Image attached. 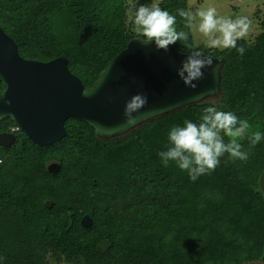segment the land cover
Here are the masks:
<instances>
[{
  "label": "trees",
  "instance_id": "trees-1",
  "mask_svg": "<svg viewBox=\"0 0 264 264\" xmlns=\"http://www.w3.org/2000/svg\"><path fill=\"white\" fill-rule=\"evenodd\" d=\"M133 0H0V27L20 56L48 62L65 56L91 88L106 64L139 38L128 6ZM177 16L188 0H161ZM187 30V29H185ZM189 45H194L190 33ZM235 49L197 46L223 58L221 96L151 121L132 133L100 140L76 120L66 137L40 148L23 134L0 147V264H264V140L244 149L247 161L227 155L195 182L175 163H161L171 126L198 122L214 104L264 133V34ZM173 48L187 54L188 47ZM6 84L0 77V93ZM15 129L0 122V133ZM59 165V172L47 168ZM52 204L51 209L45 203ZM84 216L92 223L81 225Z\"/></svg>",
  "mask_w": 264,
  "mask_h": 264
},
{
  "label": "water",
  "instance_id": "water-1",
  "mask_svg": "<svg viewBox=\"0 0 264 264\" xmlns=\"http://www.w3.org/2000/svg\"><path fill=\"white\" fill-rule=\"evenodd\" d=\"M138 40H129L125 49L106 64L95 84L86 89L70 72L65 56L48 62L24 59L0 27V77L6 84L0 93V122L11 120L16 132L37 147L46 148L66 137L65 124L70 119L89 126L100 140H112L221 96L223 58L211 56L213 69H205L204 78L190 89L176 74L186 54L178 53L173 46L165 54ZM86 90L89 94L82 95ZM137 93L147 97V104L135 114L138 123L134 127L124 126L125 102ZM14 143V133H0V147L8 149ZM59 169V165L51 164L47 171L56 174ZM259 183L264 194V172ZM45 208L51 209L52 204L46 202ZM91 223L88 216L81 220L84 228Z\"/></svg>",
  "mask_w": 264,
  "mask_h": 264
},
{
  "label": "clouds",
  "instance_id": "clouds-1",
  "mask_svg": "<svg viewBox=\"0 0 264 264\" xmlns=\"http://www.w3.org/2000/svg\"><path fill=\"white\" fill-rule=\"evenodd\" d=\"M132 30L142 45H154L156 51L169 52L177 44L188 47L184 59L180 61L176 74L182 83L195 89V82L204 78L205 69H213V59L205 56L198 47L189 45L190 33L198 34L205 47L211 49H235L243 56L245 48L238 47V41L245 39L252 28L248 16L220 15L215 6H200L195 11L188 8L177 9L182 27H177V16L162 9L159 3H131L127 9ZM187 29V30H185ZM86 90L82 95L87 96ZM147 104L142 93L132 95L124 106L125 125L134 127L138 113ZM251 125L245 119H239L231 111L219 110L214 104L203 108L198 122L185 119L182 124L170 127L167 134L166 149L158 153L161 163L170 162L188 174L195 182L200 176L211 174L227 155L232 161H247L249 151L244 149L242 141L247 138L249 147H255L264 140V133H251ZM2 163V161H0ZM4 257H0L3 261Z\"/></svg>",
  "mask_w": 264,
  "mask_h": 264
},
{
  "label": "rangeland",
  "instance_id": "rangeland-1",
  "mask_svg": "<svg viewBox=\"0 0 264 264\" xmlns=\"http://www.w3.org/2000/svg\"><path fill=\"white\" fill-rule=\"evenodd\" d=\"M138 2H156L160 4L161 0H138ZM208 5L215 6L220 15L232 17L239 15L248 16L252 21V28L249 35L243 40L253 42L257 36L264 34V0H188V7L191 6L193 11L200 6ZM192 36L196 47H205L202 38L198 34L192 33ZM243 142H245V139L242 144Z\"/></svg>",
  "mask_w": 264,
  "mask_h": 264
},
{
  "label": "built area",
  "instance_id": "built-area-1",
  "mask_svg": "<svg viewBox=\"0 0 264 264\" xmlns=\"http://www.w3.org/2000/svg\"><path fill=\"white\" fill-rule=\"evenodd\" d=\"M16 132V128L15 129H13V130H11V133H15Z\"/></svg>",
  "mask_w": 264,
  "mask_h": 264
},
{
  "label": "flooded vegetation",
  "instance_id": "flooded-vegetation-1",
  "mask_svg": "<svg viewBox=\"0 0 264 264\" xmlns=\"http://www.w3.org/2000/svg\"><path fill=\"white\" fill-rule=\"evenodd\" d=\"M15 133H17V132H15ZM15 133H14V134H15ZM256 264H261V263H256Z\"/></svg>",
  "mask_w": 264,
  "mask_h": 264
}]
</instances>
